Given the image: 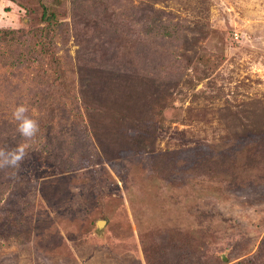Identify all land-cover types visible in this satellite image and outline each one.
Wrapping results in <instances>:
<instances>
[{
  "label": "rangeland",
  "instance_id": "374dc122",
  "mask_svg": "<svg viewBox=\"0 0 264 264\" xmlns=\"http://www.w3.org/2000/svg\"><path fill=\"white\" fill-rule=\"evenodd\" d=\"M19 144L0 264H264V0H0Z\"/></svg>",
  "mask_w": 264,
  "mask_h": 264
},
{
  "label": "clouds",
  "instance_id": "9594fccd",
  "mask_svg": "<svg viewBox=\"0 0 264 264\" xmlns=\"http://www.w3.org/2000/svg\"><path fill=\"white\" fill-rule=\"evenodd\" d=\"M28 108L24 104H17L11 111V119L16 122V131L25 140H31L36 136L38 122L28 116ZM26 144H19L11 149L0 148V168H16L26 156Z\"/></svg>",
  "mask_w": 264,
  "mask_h": 264
},
{
  "label": "crops",
  "instance_id": "0c3cea01",
  "mask_svg": "<svg viewBox=\"0 0 264 264\" xmlns=\"http://www.w3.org/2000/svg\"><path fill=\"white\" fill-rule=\"evenodd\" d=\"M130 263H131V264H142L141 261H138V259H137V261H135V262L132 260V261H130Z\"/></svg>",
  "mask_w": 264,
  "mask_h": 264
},
{
  "label": "trees",
  "instance_id": "16d2710c",
  "mask_svg": "<svg viewBox=\"0 0 264 264\" xmlns=\"http://www.w3.org/2000/svg\"><path fill=\"white\" fill-rule=\"evenodd\" d=\"M47 20H50V19H47Z\"/></svg>",
  "mask_w": 264,
  "mask_h": 264
},
{
  "label": "bare ground",
  "instance_id": "6f19581e",
  "mask_svg": "<svg viewBox=\"0 0 264 264\" xmlns=\"http://www.w3.org/2000/svg\"><path fill=\"white\" fill-rule=\"evenodd\" d=\"M102 224V223H101Z\"/></svg>",
  "mask_w": 264,
  "mask_h": 264
}]
</instances>
